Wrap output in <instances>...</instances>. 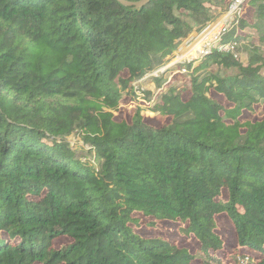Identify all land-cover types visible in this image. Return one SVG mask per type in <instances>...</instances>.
<instances>
[{
  "label": "trees",
  "instance_id": "1",
  "mask_svg": "<svg viewBox=\"0 0 264 264\" xmlns=\"http://www.w3.org/2000/svg\"><path fill=\"white\" fill-rule=\"evenodd\" d=\"M231 1L0 0V264H264V0L139 83ZM165 222L197 247L139 232Z\"/></svg>",
  "mask_w": 264,
  "mask_h": 264
},
{
  "label": "rangeland",
  "instance_id": "2",
  "mask_svg": "<svg viewBox=\"0 0 264 264\" xmlns=\"http://www.w3.org/2000/svg\"><path fill=\"white\" fill-rule=\"evenodd\" d=\"M226 12H227V10L219 13L217 19H215L212 22L215 24V23L221 21V19L226 14ZM213 23H212V25H213ZM205 34H206V32L203 31L202 33L195 34L190 39H187L186 41H184L182 43V45L180 46V48L177 51H175V53H174L173 57L171 58V60L169 61V63H167L166 65H164L163 67H161L159 69L154 70L155 74H152V75H158L162 71H164L166 68H169V67L173 68L176 66V64H178L180 62H189L192 60V61H195L194 64L196 65L198 63V61H196L197 60L196 57H199V55L203 51L204 40L202 38L204 37ZM228 39H229L228 35H224L223 41H227ZM200 44H203V45L198 50L196 47ZM194 50L199 51L195 57L187 56L188 53L191 54V52H192V54H193ZM211 69L214 70L215 67H212ZM189 73H191L189 69L181 68L180 70H178V69L174 70L173 73H169V74H167V76H168L169 80H171L172 85H174L175 87L182 88L185 85L190 84L191 76ZM148 76L149 75H146V77L141 79L139 81V83H141L142 89L152 91L154 93L153 98H156L160 95L161 88H159L157 86V84L154 81H152L151 79H146ZM162 88L164 89V86ZM166 90L167 89H165V91ZM133 106H134V104L129 105L130 108H132ZM143 114L147 115L149 118L152 119L156 115V112H153L150 109H145V110H143ZM70 140L72 141L75 150H77L79 154H81V155H87L88 154L87 150L89 148V145H87L82 140L80 135L74 134L70 137ZM219 223H220V230L219 231L224 236V239L227 241V243H229V244L235 243L236 240L234 237V228H233V225H232V222L230 221V219L228 217H226L225 215H220L219 216ZM139 232H141L143 235H147V236L148 235H154L157 233L163 234L172 240H174V239L178 240L181 244L187 245L192 249H195L197 247L196 240H187L185 237L180 235V233L177 230L176 225L169 223V222L162 223L158 227V229L148 227V226H146V224H144L140 227ZM61 240L62 241H68L69 239L64 237ZM241 248H243L244 250H248V248H246V247H241ZM230 250H232V249L230 248Z\"/></svg>",
  "mask_w": 264,
  "mask_h": 264
},
{
  "label": "built area",
  "instance_id": "3",
  "mask_svg": "<svg viewBox=\"0 0 264 264\" xmlns=\"http://www.w3.org/2000/svg\"><path fill=\"white\" fill-rule=\"evenodd\" d=\"M247 1L248 0H232L221 21L215 24L212 22L213 25L211 23L207 26L204 30L206 34L202 38L204 39L203 51L199 57H196L197 59L203 57L212 49H217L219 51H230L234 49L232 41H223V37L233 25L238 23V17L242 16L246 10ZM215 27L217 29H214ZM152 74H155V71L148 75L151 76ZM211 264L217 263L211 262ZM232 264H259V262L255 257L249 254H238Z\"/></svg>",
  "mask_w": 264,
  "mask_h": 264
},
{
  "label": "water",
  "instance_id": "4",
  "mask_svg": "<svg viewBox=\"0 0 264 264\" xmlns=\"http://www.w3.org/2000/svg\"><path fill=\"white\" fill-rule=\"evenodd\" d=\"M119 1L125 5L136 6V7H142L149 2V0H138V1L119 0Z\"/></svg>",
  "mask_w": 264,
  "mask_h": 264
},
{
  "label": "bare ground",
  "instance_id": "5",
  "mask_svg": "<svg viewBox=\"0 0 264 264\" xmlns=\"http://www.w3.org/2000/svg\"><path fill=\"white\" fill-rule=\"evenodd\" d=\"M198 52H199V51H195V50H194V51H193V54H192V52H191L192 55H191L190 53H188L187 56L195 57V56L198 54Z\"/></svg>",
  "mask_w": 264,
  "mask_h": 264
},
{
  "label": "crops",
  "instance_id": "6",
  "mask_svg": "<svg viewBox=\"0 0 264 264\" xmlns=\"http://www.w3.org/2000/svg\"><path fill=\"white\" fill-rule=\"evenodd\" d=\"M214 29H217L216 27ZM212 34V32H211ZM204 40V39H203ZM203 44L198 45L196 48L199 50L202 47Z\"/></svg>",
  "mask_w": 264,
  "mask_h": 264
}]
</instances>
